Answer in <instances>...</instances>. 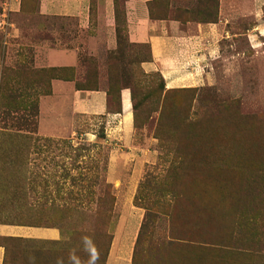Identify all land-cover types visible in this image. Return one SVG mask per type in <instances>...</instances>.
<instances>
[{
    "label": "rangeland",
    "instance_id": "374dc122",
    "mask_svg": "<svg viewBox=\"0 0 264 264\" xmlns=\"http://www.w3.org/2000/svg\"><path fill=\"white\" fill-rule=\"evenodd\" d=\"M10 4L0 0V224L60 239L1 240L5 264H264V0H248L263 13L241 18L223 16L219 0H153L152 20L185 34L220 25L216 59L200 71L209 79L189 77L199 67L188 62L173 89L141 70L147 46L41 68L34 45L75 23L23 19ZM52 80L104 90L109 115L122 113L109 99L133 90L134 136L74 114L72 96L48 98Z\"/></svg>",
    "mask_w": 264,
    "mask_h": 264
},
{
    "label": "crops",
    "instance_id": "0c3cea01",
    "mask_svg": "<svg viewBox=\"0 0 264 264\" xmlns=\"http://www.w3.org/2000/svg\"><path fill=\"white\" fill-rule=\"evenodd\" d=\"M10 1L12 11L23 19L37 16L75 23L67 30L49 27L46 39L34 45L35 63L44 69L78 70L81 52L85 51L93 57L101 50L115 52L119 48L120 35L131 46L150 48V59L141 62L140 68L145 73H160L167 89L177 88L188 77L183 70V65L188 62H196L199 67V70L188 74L189 77L195 79L202 76L203 79H209L208 72L206 77L201 75L202 65H209L216 59L214 44L220 25L192 24L193 34H185L179 22L152 20L150 3L153 0H38L36 11L30 7L33 0ZM219 1L223 16L241 18L263 13L262 4L248 11V0ZM10 26L20 34L17 37L21 36L18 24ZM258 30L259 34L263 33ZM173 39L176 43L174 47L169 45V40ZM174 64L173 68H176L173 70L171 65ZM1 70L0 65V76ZM65 96L73 97L74 114L105 115L109 123H119L115 129L121 130L117 134L125 142L128 143L134 136L131 90L121 91L122 113L118 115L107 114L108 96L104 90H77L73 82L52 80L51 95L48 98ZM41 114L46 116L48 111L42 107ZM13 238L59 240L60 233L55 229L0 224V241ZM6 257V246L0 242V264H5Z\"/></svg>",
    "mask_w": 264,
    "mask_h": 264
},
{
    "label": "trees",
    "instance_id": "16d2710c",
    "mask_svg": "<svg viewBox=\"0 0 264 264\" xmlns=\"http://www.w3.org/2000/svg\"><path fill=\"white\" fill-rule=\"evenodd\" d=\"M150 15H151V12H150ZM119 47L121 46V44L122 43H125L127 46H130V47H135V46H131V45H129L127 42H126V40L124 39V37H123V35H120V37H119ZM148 47V46H147ZM150 49V48H149ZM144 61H147V60H144ZM143 62V61H142ZM141 63V62H140ZM146 76V75H145ZM163 80V79H162ZM163 82H164V80H163ZM80 87V88H79ZM82 87V88H81ZM92 88V87H91ZM128 88V87H127ZM78 89L79 90H87V87H83V86H78ZM96 90V89H95ZM123 90V89H122ZM121 90V91H122ZM111 91V90H110ZM120 91V92H121ZM133 90H132V94H133ZM110 96H111V94H109ZM133 96H134V98H133V102H134V109H135V112H137L136 111V109H137V106H136V98H135V95L133 94ZM120 93H119V95H118V99H117V102H116V100H113L112 98H110L109 99V105L111 106V104H110V102H114V104L116 105V108H117V110L118 111H120L121 110V105H120Z\"/></svg>",
    "mask_w": 264,
    "mask_h": 264
}]
</instances>
